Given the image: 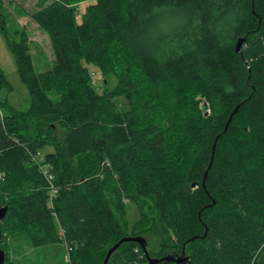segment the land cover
<instances>
[{
    "label": "trees",
    "instance_id": "obj_1",
    "mask_svg": "<svg viewBox=\"0 0 264 264\" xmlns=\"http://www.w3.org/2000/svg\"><path fill=\"white\" fill-rule=\"evenodd\" d=\"M29 17L54 58L36 71L25 30L6 41L30 104L0 96L2 264H26L11 240L64 247L53 264H102L145 233L152 258L188 256L158 264H264V0H36ZM89 65L116 85L99 91ZM127 202L146 229L127 232ZM107 264L148 262L127 241Z\"/></svg>",
    "mask_w": 264,
    "mask_h": 264
},
{
    "label": "rangeland",
    "instance_id": "obj_2",
    "mask_svg": "<svg viewBox=\"0 0 264 264\" xmlns=\"http://www.w3.org/2000/svg\"><path fill=\"white\" fill-rule=\"evenodd\" d=\"M0 2L2 4V12L6 17V28L4 32H1L0 26V67L11 85V91L8 93L6 90H2L0 96L1 98H7V101L16 108L24 110L30 104L29 94L25 84L19 77L15 58L7 45V39L16 40L18 38L15 36V31L17 29L25 30L32 64L36 71L49 69L54 56L47 34L29 17V14L35 9L36 0H0ZM77 6L76 21L81 22V14L84 10L85 3H80ZM89 67L91 69L92 83L99 91L103 88L112 89L116 85L117 81L113 74L101 73L93 65H89ZM56 130L59 134H64L66 131L61 127H57ZM116 213L119 215L118 211ZM139 215V209L133 202H127L125 204V214L121 216L123 217L122 221L128 223V233H131L132 230L140 231L146 229L145 225H138L134 228L131 226L139 218ZM141 236L145 237L147 248L152 250L156 249L158 244V235L156 233H145V235L141 234ZM11 241L14 246H11L12 254L18 256L26 264H53L61 255L65 254V248L59 245L32 248L26 243L23 244V241L19 242V240L17 243L14 240ZM55 247H58V253L55 251ZM65 259L67 260V257Z\"/></svg>",
    "mask_w": 264,
    "mask_h": 264
},
{
    "label": "water",
    "instance_id": "obj_3",
    "mask_svg": "<svg viewBox=\"0 0 264 264\" xmlns=\"http://www.w3.org/2000/svg\"><path fill=\"white\" fill-rule=\"evenodd\" d=\"M242 41H243L242 39H239L238 42L236 43V48L235 49H236L237 52H240V47H241ZM240 104L241 103L237 104L235 106V108L232 110V112L229 114L228 119H227V121L225 123V126H224V128L222 130L223 133L227 130L228 125H229V123H230L233 115L237 112ZM208 112L209 111L206 110L204 112V115L206 116ZM218 136L219 135L216 136V138L214 139V143L212 145L211 158H210V161H209V164H208V168L210 167V165L212 163V159H213L214 152H215V144H216V141H217ZM206 175H207V170L203 174L202 183H204V180L206 178ZM192 186H197V182L192 183ZM6 211H7V207L6 206L0 207V222H1L2 218L5 216ZM193 238L194 237L190 238L188 241L193 240ZM127 241H135L136 243L139 244V246L142 248L143 253L146 256V260H147L148 264H158V263H161L162 261H171V260H173V261H175L177 263H184V262H186L188 260V256H186L183 251L178 256H162L160 258H152L148 254L147 246H146L147 245V242H146L145 237H143V236L140 235V236H125V237L120 238L114 244H112V246H110L108 248L107 253H106V255H105L104 259H103L102 264H107L108 259H109L110 255H111V253L115 249H117L121 243L127 242ZM0 243H1V230H0ZM4 259H5V251L0 246V264H2L4 262Z\"/></svg>",
    "mask_w": 264,
    "mask_h": 264
},
{
    "label": "built area",
    "instance_id": "obj_4",
    "mask_svg": "<svg viewBox=\"0 0 264 264\" xmlns=\"http://www.w3.org/2000/svg\"><path fill=\"white\" fill-rule=\"evenodd\" d=\"M33 158H41V153L40 152H36L34 155H33ZM40 170L43 172L44 175H46V179L48 181V196H49V201L50 203L52 202V199L54 197L57 196L58 194V189L54 186L53 182H51L52 180V175L49 173L48 171V166L46 164H41L39 166Z\"/></svg>",
    "mask_w": 264,
    "mask_h": 264
}]
</instances>
